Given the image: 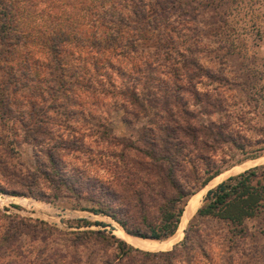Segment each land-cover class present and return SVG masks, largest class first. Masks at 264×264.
I'll return each instance as SVG.
<instances>
[{
  "label": "rangeland",
  "instance_id": "obj_1",
  "mask_svg": "<svg viewBox=\"0 0 264 264\" xmlns=\"http://www.w3.org/2000/svg\"><path fill=\"white\" fill-rule=\"evenodd\" d=\"M56 1L57 4L52 0H32L25 9L21 1H17L20 7L15 10L19 21L16 31L21 37L17 43V55L29 51L32 59L45 62L48 45L43 33L46 28L72 31L78 23L82 29L88 27L78 18L76 0ZM148 1L153 8L155 1ZM166 2L168 7L173 5L175 8L169 10L167 19L163 18L156 31L149 32L138 42L141 56L137 61H129L133 63L131 66L122 58L113 60L114 67L119 66V69H108L109 79L101 77V71L98 73L89 68L86 51L68 57L64 74L63 69L50 72L37 64L31 70L32 78H27L22 73L25 69H10L14 60H9V65L5 66L7 62L0 63V99L2 92L10 99L5 107L0 103V187H8L12 176H22L33 182L35 196L42 192L49 198L42 200L0 192V238L7 231V217L10 216L41 220L61 232L33 241L31 235H21L17 243L25 257L12 253L9 257L4 256L1 264L11 259L16 260V264L28 260L34 264L42 261L46 264L117 263L115 245L106 246L102 239L95 238L96 235L75 239L68 234L94 231L108 239H120L114 233L120 227L110 217L93 213L91 209L95 206L86 200L75 207L73 197H63L61 191L57 192L58 198L53 199L57 181L54 175H50L48 167L50 151L55 152L67 174L73 170L78 177H74L75 180L95 178L106 181L118 170V162L111 154H117L121 146L109 144L101 131L107 130L110 135L129 141L137 140L142 128L151 125L162 110L161 105L157 106L159 101L169 102L172 106L177 97L186 101V107L198 115L196 120L200 122H226L230 130L245 141L264 139V0ZM54 11H57L56 16L52 15ZM82 13L87 14L86 11ZM82 40L86 37L82 36ZM77 54L84 57L81 63ZM185 59L189 62L188 69H180ZM145 60L152 64V70L134 69L139 64L144 66L142 62ZM198 69L205 74L194 80V89L199 94L208 91L214 95L210 98L221 100V108L206 106L204 101L195 104L184 75ZM179 70L182 75L173 74ZM63 78L73 87L72 91L58 86ZM87 82L92 84L93 90L86 88ZM175 86L181 88L179 93L173 92ZM124 87L128 94L127 91L121 93ZM131 94L142 108L132 105L133 96L131 99L127 97ZM7 106L9 110L5 111ZM257 147L260 144L250 149ZM251 155L246 156L226 146L220 151L221 175L203 190L202 187L196 191L197 194L186 203L200 198L199 209L204 202V191L228 176L264 165L260 162L240 168L253 160H263L260 156L248 158ZM196 211L174 234L179 235L172 241L176 242L173 246L176 247L175 264H226L229 259V264H264V211L244 222L241 226L243 233L238 232L240 226L232 228L212 218H197ZM96 222L101 225H95ZM190 223L198 226V230L191 232L192 239H189L203 244L207 253L204 257L196 248L193 262L190 258L192 252L187 253L180 247ZM173 243L166 249L170 251ZM164 259V256L146 259L143 264H160ZM136 264L140 263L137 261Z\"/></svg>",
  "mask_w": 264,
  "mask_h": 264
},
{
  "label": "trees",
  "instance_id": "obj_2",
  "mask_svg": "<svg viewBox=\"0 0 264 264\" xmlns=\"http://www.w3.org/2000/svg\"><path fill=\"white\" fill-rule=\"evenodd\" d=\"M17 1L0 0V63L7 62L5 66L9 65V60L11 62L14 60V63H10V69H25L22 73L27 78H32L31 70L37 64L44 66V69H49L50 72L53 69H63L62 74H64V69L68 67V57L86 51L89 55V68L98 73L101 71L100 76L109 79L111 74L108 73V69H119V66L114 67L113 60L122 58L128 63L137 61L141 56L138 42L145 39L149 32L156 31L163 23V18L167 19L169 10L175 8L170 4L168 7L166 0H154L153 8L148 0H76L78 18L85 27H88L82 29L78 23L74 25L72 31L58 29L59 27L46 28L43 34L46 35L48 45L46 51L48 53L44 51L47 54L45 58L47 62H42L39 59H32L29 51L22 56L16 54L19 48L17 43L21 38L16 31L19 21L15 10L20 7ZM20 1L25 9L29 8L30 4L28 6L27 4L32 0ZM52 3L57 4V1L52 0ZM83 11L87 14L81 15ZM52 15L56 16L57 11L52 12ZM82 36H85L86 40L83 41ZM13 37L15 38L12 39ZM154 55L155 53H152V56ZM77 56L81 63L84 57L78 54ZM188 63L185 59L180 69H188ZM131 64L133 63H130V66ZM142 64L144 66L139 64L134 69H153L152 64L146 60ZM181 72L182 70H179L173 74L176 73V76H179L182 75ZM204 74L202 69H198L184 75L191 87L195 104L204 101L206 106L221 108V100L214 101L210 98L214 95L208 91L199 94V91L194 89V80ZM58 86L66 87L68 92L73 90L64 78L58 82ZM86 88L90 91L94 89L90 82H87ZM5 90L7 93L8 88L6 87ZM13 90L16 91L15 88ZM125 91L129 93L125 87L121 93L125 94ZM179 91L181 88L175 86L173 92L179 93ZM4 95L5 92H2L0 99L3 107L10 100ZM127 97L132 98V105L142 108L133 94ZM159 105L162 110L151 121V125L142 128L137 140L129 141L110 135L107 130L101 131L102 137H106L109 144L118 143L117 145L121 146L117 154H111L112 158L118 162V170L116 169L115 174L108 177L106 181L95 178L93 180L90 178L88 181L75 180L78 177L72 172L73 170L67 174L55 152L50 151L47 155L48 167L50 175H54L57 181L53 199L58 198L57 192L61 191L64 193L63 197H73L75 207H79V203L86 200L95 206L91 209L93 213L112 218L126 234L141 239L163 241L171 238L177 231L186 201L221 172L220 151L222 149L227 146L246 156L252 154L248 157L250 159L261 156L264 151V139L245 141L241 135L230 130L226 122L196 120L198 115L190 111L186 107V101H182L181 98H175L172 106L169 102L160 101L157 106ZM4 110H9V107L7 106ZM128 113L131 112L128 111ZM254 143L260 144V147L250 149L255 145ZM65 175H67L66 178ZM7 185L9 188L0 187V192L12 196L37 197L42 200L46 198L42 192L35 196L33 182L22 176H12ZM263 211L264 165L230 177L209 190L195 216L212 218L219 223L223 222L236 228ZM7 218L9 226L0 238V264L4 256L9 257L12 253H16L21 258L25 257L17 243L21 235L29 234L33 241L39 237L44 239L52 233H61L56 227L41 220L18 216ZM94 224L101 225L98 222ZM242 228H239L238 232L243 233ZM196 230L198 226L190 223L180 243V247L185 252H192L190 257L192 262L195 260L196 248L204 257H207L204 245L190 240L192 239L190 233H196ZM68 234L73 235L75 239L82 236L86 239L89 235H96L95 238L102 239L106 246L115 245L117 253L114 259L117 263L114 264L121 262L136 264L137 261L143 264L146 259L161 256L165 259L160 264H175L173 259L176 247L170 251L153 254L133 248L122 239L114 237L108 239L105 235L94 231ZM229 260L226 264H229ZM16 263L17 261L13 259L6 261V264ZM43 263L46 264L43 261L40 264ZM21 264L34 263L28 260ZM107 264H112V261Z\"/></svg>",
  "mask_w": 264,
  "mask_h": 264
},
{
  "label": "bare ground",
  "instance_id": "obj_3",
  "mask_svg": "<svg viewBox=\"0 0 264 264\" xmlns=\"http://www.w3.org/2000/svg\"><path fill=\"white\" fill-rule=\"evenodd\" d=\"M262 159L263 160H253V161H251L249 163H246V164L240 166V168H242V167L247 168L251 164L264 162V156H263ZM0 202H1V198H0ZM199 206H200V198L197 201H191L188 204V206H187L188 213L185 216H183L182 222H181V224L179 226L180 227L179 230L185 225L187 219L190 218V216L193 215V213L198 209ZM114 233L120 239L129 242L131 244V246H134V248H138V249L144 250V251H148V250H150V251H164V250H167L166 247H169V245L171 243H173L172 242L173 239H176L177 237H179V235L177 236V234H176V235L172 236L171 238H169L168 240H165V241H161L160 242V241H154V240H149V239H141V238H138V237H134V236L128 235L122 229L119 230V231H115ZM175 243L176 242H174L171 245V247Z\"/></svg>",
  "mask_w": 264,
  "mask_h": 264
},
{
  "label": "water",
  "instance_id": "obj_4",
  "mask_svg": "<svg viewBox=\"0 0 264 264\" xmlns=\"http://www.w3.org/2000/svg\"><path fill=\"white\" fill-rule=\"evenodd\" d=\"M261 157H263V156H260L259 158H261ZM248 170H249V169H248ZM246 171H247V170H246ZM243 172H245V171H243ZM243 172H242V173H243ZM219 175H221V174H219ZM219 175H218V176H219ZM238 175H239V174H238ZM233 176H236V175H233ZM233 176H228V177H226L223 181H225V180H227L228 178L233 177ZM216 177H217V176H216ZM212 180H213V179H212ZM223 181H222V182H223ZM220 183H221V182H220ZM209 184H210V183H209ZM218 184H219V183H218ZM218 184H216L215 186L211 187L210 189L204 191L203 194L206 195L207 192H208L209 190L215 188ZM207 185H208V184H207ZM207 185H205V186L202 188V190H203ZM202 190H201V191H202ZM201 191H200V192H201ZM198 193H199V192H198ZM195 194H197V193H195ZM195 194H194V195H195ZM204 197H205V196H204ZM191 198H192V196H191ZM191 198H190V199H191ZM190 199H189V200H190ZM189 200H188V201H189ZM187 206H188V202H187L186 205L184 206V210H183L182 215H181V217H180V222H179L178 227L180 226V224H181V222H182V218H183V216H185V215L188 213ZM191 218H192V217H190V219H191ZM190 219H189V220H190ZM111 220H112V222L116 223L112 218H111ZM187 223H188V222H187ZM116 224L120 227V230L122 229V230L124 231V229H123L118 223H116ZM183 229H184V228H183ZM133 248H134V247H133ZM172 248H173V246L170 248V250H171ZM136 249H138V248H136ZM166 251H169V250H166ZM166 251H165V252H166ZM161 252H162V251H161Z\"/></svg>",
  "mask_w": 264,
  "mask_h": 264
},
{
  "label": "crops",
  "instance_id": "obj_5",
  "mask_svg": "<svg viewBox=\"0 0 264 264\" xmlns=\"http://www.w3.org/2000/svg\"><path fill=\"white\" fill-rule=\"evenodd\" d=\"M192 196H193V195H192ZM175 233H176V232H175ZM172 236H173V235H172ZM172 236H171V237H172ZM168 239H169V238H168ZM166 240H167V239H166ZM163 241H165V240H163ZM173 246H175V245H173Z\"/></svg>",
  "mask_w": 264,
  "mask_h": 264
}]
</instances>
